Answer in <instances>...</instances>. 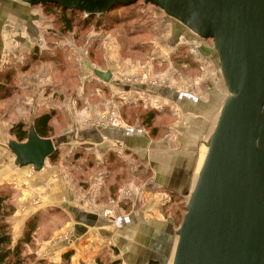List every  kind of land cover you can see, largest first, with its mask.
<instances>
[{
	"label": "rangeland",
	"instance_id": "obj_1",
	"mask_svg": "<svg viewBox=\"0 0 264 264\" xmlns=\"http://www.w3.org/2000/svg\"><path fill=\"white\" fill-rule=\"evenodd\" d=\"M142 2L141 5L143 6L141 7L139 5L134 8L122 9L114 13V16L116 15L117 17H126L134 11L135 13L139 12L142 14L141 18L128 22L126 26L122 25L114 27L112 31L105 29H97L96 31V28H92L91 30L82 33H79L80 30L76 29L71 33H67V35H59L56 33L55 28L58 26L54 23V18L46 17L44 14L45 10H43L41 5L33 7L35 10H38L43 14V25L45 28L42 30L41 36L45 38L44 40H46L47 43L44 47L38 45L33 46V49L37 47L41 50L49 49L52 50L49 52L51 55L58 54V51H60L63 52L64 55H69L70 58L66 61L67 65L65 72L59 69L56 71V68L54 67L57 62L56 60L55 62L53 60H45L35 71L34 69L29 70V73L39 75H37V79L33 78V80L35 79L34 82L33 80H30V83H32L33 86L31 88L32 91H34L33 93H37L33 97L34 99L27 98L23 100V103L15 101L14 99L22 93L19 85L18 87H20V90L17 91L19 93L12 97L11 103L7 104L6 101L0 102V123H9L8 126L6 124L3 132L4 135L3 133H0V139H6L4 143L5 146H8L9 140H16L9 132L10 128L13 124L23 121L17 117H14V120L10 121V118L12 117L9 115L7 116L8 111H10L11 108H14L15 103L16 106L20 105V107L27 105L33 108L37 107V109L40 107L41 109L45 108V110L49 111H59V113L56 114V118L52 121V126L54 128L53 139L63 135L64 137H70V129L76 128V126H82V128H85L86 126L98 129H100V127L121 128L135 124L140 126V121L135 118L136 112H146V110L148 111L150 109L159 112L164 110L170 115V117L166 116L167 114L163 112L164 115L157 118L155 124L158 126L165 124L166 130H161L160 135L157 136L156 139H152L155 141L168 140L170 144H173V147L177 148V146H179L175 144L177 138H174L173 136L178 126V131L182 126L185 127L188 119L187 117L190 116L185 115L186 113H181L177 104L174 102H168L163 96L155 95L154 92H156L157 88H170L180 89L199 96V94H201L199 89L201 84L199 81L201 79H207L206 82L210 84L211 82L218 84L217 81H221V79L217 78L213 57L208 53L211 50H215L214 42L211 39L204 40L198 36L199 40L186 41L184 43L176 44L171 50H164L166 48L165 44L169 40V31L165 29L167 30L165 32V30L161 28L163 22H161V19L157 18L156 15V11L162 9L150 4L145 5L143 0ZM133 32L136 34H146L145 37L148 39L143 42L144 45H141L142 42L139 43L140 45L137 43L141 41L139 38L134 40L127 39L128 35H131ZM52 40H54L53 43L50 42ZM136 44H138V48L140 49L135 52L131 51L130 47ZM25 56V58L22 57V63L27 64L30 56H28L27 53H25ZM17 60L20 59L16 58L15 62ZM107 68L116 72L117 79H119L123 86H132L134 91L126 92L122 91L120 88L119 92H116L119 87L116 90L115 86H112L111 81L104 82L96 76L97 70L105 69L109 71ZM40 71L41 74L38 73ZM217 73L219 75L221 73L219 67ZM22 75L23 73L17 75V85L22 81ZM207 83L203 84L205 85L204 88L207 86ZM142 88H148V91L146 90L143 92L142 90L145 89ZM220 93H222V91ZM208 94V92L206 93V91H204L200 97L206 98ZM222 100L221 97V101ZM139 104L142 105V109L134 107ZM130 105H132V107L124 108ZM42 111L44 110L42 109L40 112ZM9 113L11 114L12 110ZM36 116L37 115L33 116V120L29 122L27 120L24 121H27V123L32 126ZM28 117H30V115H28ZM74 121L77 122L76 125H73ZM113 122H115V126L113 125ZM188 126V131L191 133L186 134V132H184V135L189 136L187 143L190 144L192 139L196 138V135L192 131V129H194V123L191 121ZM140 127L148 132V134L150 133L148 129H145L142 126ZM181 135L182 133L179 134V137ZM182 137L183 136H181L179 140ZM73 146L74 147H67L70 149H64L63 147H60V145H57L59 149V160L54 164L47 159L46 166L54 168L55 172L52 174L54 179L58 177L57 181L61 180V184L66 181L68 190L71 187L70 191L72 198H75L76 195L75 189L72 185L76 186L77 184L81 186L79 188L80 191L83 187L82 189L89 191V194L95 193L90 190L92 186L96 187L97 190H100V194L97 196L98 198L96 200V208L94 209L99 211L101 216L104 215L109 218H117L119 213H124L123 203L125 200L123 198L126 193L130 194L129 197L135 193V187L132 186L133 183L137 185L140 183H143L144 185L152 184V171L144 166L141 169L140 166L142 165V161L135 158L134 154L131 153L129 149H126L124 145L116 143L114 148L108 150L105 154L100 153L94 148L88 149V146H82L81 144ZM78 148H84V150L77 151ZM10 152H12V150H10ZM109 152H113L118 158L123 160L128 165L130 172L133 173L130 175L129 172L128 175H125V171L120 170L118 172V177L111 175L109 178L110 173H108L107 170V154ZM75 156L77 158H75ZM78 156H82V158L80 159ZM1 160L3 161L2 158ZM4 163L6 168H0L3 170L0 173L1 175L10 174V172H12L11 169L15 170V164L10 166L8 159ZM7 166L10 167L8 168ZM91 168L93 171H88ZM93 172L96 174L95 177ZM71 180H73V183ZM120 183L123 184L120 187L119 195H117L116 198L115 196H110L105 193L109 188L112 190ZM0 189H4L7 192L9 191L13 195V199H11L10 202L14 206L15 212L9 218L13 238L16 229H14L15 223L13 222L12 217L17 211L19 212L20 209H22L23 212L25 209L22 206H19L20 209L17 207L15 198L16 194L11 186L3 184L0 185ZM80 191L78 190L79 193H82ZM166 194H168V197L166 199L163 198L162 203H160L161 206L159 212L161 211L160 214L162 215H170L171 207L175 206L171 204V207L169 205V207H167V202L171 199V194L167 192ZM47 195L48 193L45 189L35 190L29 198L26 197L24 203L31 202V205L38 206L42 201L48 202ZM66 198H69L67 194L64 196V199ZM186 203L187 202L182 203L184 208H186ZM168 209L170 211H168ZM59 210L60 209L57 207L56 210L50 209L49 211H44V209L41 208L30 216L32 217L35 214H39V231L42 230V228L44 229L43 237L48 238L50 232L64 224L61 222L62 216H60ZM125 210L127 209L125 208ZM53 214L56 215V219L48 217ZM184 214L185 211L181 219H179V225H181L183 221ZM71 230V226L65 227L59 234L60 236L58 235V241L63 240L65 235L72 232ZM36 233L34 234L35 241L32 245L27 246L26 253L34 254L38 259L43 258L50 262L44 255L50 253L51 248L57 244V240L54 239L42 250L43 244H38ZM21 236L22 235H20V237ZM15 242L16 240H14V243ZM107 246L109 247V244H106V247ZM115 248V246L110 245L109 249L112 250ZM104 252L109 258H111L110 256L114 258V255L116 254L107 252L106 250H104ZM50 263H52V261Z\"/></svg>",
	"mask_w": 264,
	"mask_h": 264
},
{
	"label": "crops",
	"instance_id": "obj_2",
	"mask_svg": "<svg viewBox=\"0 0 264 264\" xmlns=\"http://www.w3.org/2000/svg\"><path fill=\"white\" fill-rule=\"evenodd\" d=\"M156 15L163 22L161 28L169 31V40L165 44L164 50H171L176 44L186 41L199 40V37L192 30L168 16L164 11L158 10ZM43 22V14L35 10L33 6L17 0H0V70H4L9 64L15 63L16 58L20 59L16 62L22 63L23 58L26 57L25 53L32 50L33 46H36L37 39L42 37L41 33L45 28ZM208 53L213 57L216 76L221 81H217V85L214 82L207 83V79L199 81L201 83L200 93L203 94L204 91L209 93L206 98H201V94L198 96L180 89L157 88L154 92L155 95L163 96L168 102H174L179 106L181 113L190 116L187 117L186 128L182 126L178 131V126L175 131L173 137L177 138V142H175L179 145L177 148L173 147V144H170L168 140H153L148 132L144 131L138 124L121 128L100 127V129L76 126V128L70 129V137H64V135L55 137L56 144L64 149H70L67 147L81 144L88 146V149L94 148L103 154L113 149L116 143L124 145L134 154L135 158L142 161L141 169L144 166L152 171V184H132L135 187V193L128 198H123L125 200L123 203L124 213H119L117 218L101 216L99 211L94 209L96 208L97 196L100 194V190H97L96 187L92 186L90 190L95 193L89 194V191L82 189L83 187L80 191L81 186L72 185L76 193L75 198H72L71 187L68 190L66 181L61 184V180L57 181L58 177L56 179L52 177L53 172H55L54 168L46 166L47 163L40 170H35L31 165H21L17 162L16 154L9 147L13 139L9 140L7 147L4 145L6 139H0V168H6L4 162L7 159L10 166L12 164L16 166L15 170L11 169L10 174H0V185L8 184L11 186L16 194L17 207L22 206L25 209L23 212L19 207V212L17 211L12 217L15 223L14 229H16L14 240L16 242L19 240L26 219L34 212L41 208L44 211L56 210L57 207L60 209L61 222L64 224L50 232L48 238L43 237V228L36 233L38 244H43L42 250L54 239L57 240V244L51 248L50 253L44 255L54 264H98V258L105 254L104 250L113 254L116 253L114 258L110 256L111 259H121L122 264H172L174 248L178 239L176 231L180 225L170 215L160 214V203H162L163 198L168 197L166 192L169 193V191L166 189L181 193L187 202L207 154V141L215 129L222 105L229 95L222 71L220 75L217 73L218 67L221 70L217 52L211 50ZM107 69L113 73L112 86H115L116 90L119 87L116 92H119L120 88L126 92L134 91L132 86H123L120 83L115 71L110 68ZM38 73L41 74V71ZM37 75L29 72L23 73L22 81L18 84L22 93L14 99L15 101L23 103V100L31 99L37 94L33 93L34 91L31 89L33 86L30 83L33 78L37 79ZM206 83L207 86L204 88L205 85L203 84ZM142 89L139 90L148 91V88ZM221 91L222 93H220ZM6 102L7 104L11 103L12 97ZM42 109L45 110V108ZM42 109L27 105L20 107V105L16 106L15 103L14 108L10 109L12 113L10 114L8 111L7 116L12 117L10 121L17 117L29 122ZM191 121L194 123L193 128L196 131L194 129L192 131L196 138H193L192 142L188 144L189 136H185L184 132L186 134L191 133L188 131V125ZM6 124L9 125V123ZM6 124L0 123L1 134L5 130ZM76 124L77 122L74 121L73 125ZM180 133L183 137L179 140ZM91 170L93 171L92 168L88 171ZM2 171L0 169V173ZM93 174L95 177L96 174L94 172ZM71 182L73 183V180ZM44 189L48 193V202L42 201L38 206L31 205V202L24 203L26 197L29 198L35 190ZM77 189L82 193H79ZM105 193L109 194V191H105ZM66 194L69 198L64 199ZM48 217L56 219L54 214ZM67 226L72 227V232L65 235L63 240L58 241V235ZM106 244H109V247H106ZM110 245L116 248L110 250ZM67 253H72L69 261L64 260Z\"/></svg>",
	"mask_w": 264,
	"mask_h": 264
},
{
	"label": "water",
	"instance_id": "obj_3",
	"mask_svg": "<svg viewBox=\"0 0 264 264\" xmlns=\"http://www.w3.org/2000/svg\"><path fill=\"white\" fill-rule=\"evenodd\" d=\"M17 1L97 15L142 0ZM143 1L213 40L229 91L176 231L172 264H264V0ZM96 75L113 78L101 69ZM9 147L35 170L58 149L33 127Z\"/></svg>",
	"mask_w": 264,
	"mask_h": 264
},
{
	"label": "trees",
	"instance_id": "obj_4",
	"mask_svg": "<svg viewBox=\"0 0 264 264\" xmlns=\"http://www.w3.org/2000/svg\"><path fill=\"white\" fill-rule=\"evenodd\" d=\"M143 3L142 1H138L135 4L127 5L125 7H117L116 9H113L110 12L102 13V14H87L85 12H80L78 10H71V9H63L61 6L55 4V3H49L45 5H41L43 10H45V16L46 17H53L54 23L58 26L55 28L56 33L59 35H67V33H71L75 31L76 29L80 30L79 33L86 32L87 30H91L92 28L97 29H105V30H111L114 27L127 25L128 22L135 21L142 17V14L135 11L131 14H129L126 17H117L114 16V13L116 11L127 9V8H134L141 5ZM147 5L146 3H144ZM151 5V4H150ZM146 7V6H145ZM148 8V7H146ZM145 13V12H142ZM52 34V33H51ZM50 34V35H51ZM145 33H131V35H128L127 39H141V41L137 42L138 44L142 42L141 45H144L143 42L147 40L148 38L145 37ZM51 43L54 42V40L50 41ZM138 44L131 46V51H138L140 48H138ZM140 45V44H139ZM52 50H41L38 47L35 49H32L31 51L27 52L29 57L28 63H20L15 62L13 64H9L7 68L4 70H0V102L1 101H7L9 98L15 96L18 90H20L17 85L18 77L17 75L19 73H27L30 72L29 70L34 69V71L38 68V66L45 60L47 61H57L54 67L56 68V71H66V61H68L69 55H64L63 52L58 51V54L51 55L49 52ZM141 52V50H140ZM62 57V58H61ZM65 60V61H64ZM61 67V68H59ZM97 76V75H96ZM132 105L124 108H130ZM138 108H143L141 104L138 106H134ZM125 110V109H124ZM164 113H166L164 110L162 111H155L153 110H146V112H136L135 118L140 121V126H142L145 129H148L150 131L149 135L151 138L156 139L157 136L160 135L161 130H166V125L161 124V126L156 125L155 121L157 118H160L163 116ZM59 111H49L44 110L42 112H39L37 114L36 118L34 119L32 126H30L27 121H20L18 123L13 124V126L10 128L9 132L14 136V138L19 142H24L28 139L29 135V129L33 127L35 129V132L38 133L43 138H54L53 135V126L52 121L56 118V114H58ZM64 113V112H61ZM166 116L170 115L166 113ZM59 149L55 151L54 154H52L48 160L50 162L54 163L59 160ZM84 150V148H78L77 151ZM75 155V154H74ZM74 157V156H73ZM75 158H77L75 156ZM78 158H82V156H78ZM107 166H108V173H110L109 178L112 176L118 177V172L120 170H124V174L128 175L130 172V169L128 165L118 158L116 154L113 152H109L107 154ZM133 172H130V175ZM124 179V178H123ZM123 183H120L117 185V187L110 190V188L107 190L109 191L110 196L119 195L120 187ZM106 189V187H105ZM166 189V188H165ZM171 194V199L167 202V207H171V211L168 209V211L171 212L170 216L176 220L180 221L184 211L186 212V208L182 205V203L186 202V199L184 195H182L179 192L172 191L169 189H166ZM118 193V194H117ZM11 199H13V195L8 191L4 189H0V264H54L48 262L46 259H38L34 254H27V246H30L34 243V234L39 230L40 227V216L39 214H35L32 217L28 218L26 221V226L24 229V232L22 236L19 238V240L14 243V240L12 238V227L11 224H9V218L14 214L15 209L14 206L11 204ZM169 205V206H168ZM187 207V205H186ZM181 213V214H180ZM169 215V214H168ZM72 253H67L64 256L65 261H69L71 258ZM98 264H122L121 259L119 260H112L111 258L107 257L105 254H103V257L98 258Z\"/></svg>",
	"mask_w": 264,
	"mask_h": 264
},
{
	"label": "built area",
	"instance_id": "obj_5",
	"mask_svg": "<svg viewBox=\"0 0 264 264\" xmlns=\"http://www.w3.org/2000/svg\"><path fill=\"white\" fill-rule=\"evenodd\" d=\"M45 38L42 36V37H39L38 39H37V43H36V46L38 45V46H40V47H44V46H46V40H44ZM113 125L115 126V122H113ZM129 195L130 194H128V193H126V195H124V197L126 196V197H129Z\"/></svg>",
	"mask_w": 264,
	"mask_h": 264
}]
</instances>
